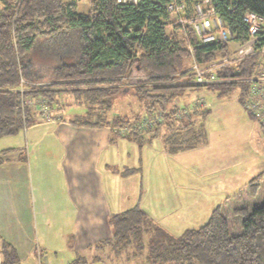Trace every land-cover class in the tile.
Wrapping results in <instances>:
<instances>
[{"label": "trees", "instance_id": "16d2710c", "mask_svg": "<svg viewBox=\"0 0 264 264\" xmlns=\"http://www.w3.org/2000/svg\"><path fill=\"white\" fill-rule=\"evenodd\" d=\"M77 1L21 0L18 4L15 0H0V137L15 135L40 122L38 116L43 121L40 99L46 100L48 107L58 108L57 95L63 86L76 103L86 106L84 114L70 119L73 124L109 125L113 133L140 146L151 142L155 134L148 135L153 129L165 126V147L171 154L205 144V118L211 110L177 117V107L171 106L186 87L203 86L177 84L174 79L188 66V44L200 63L226 54L228 46L221 42L200 44L191 28L187 29L189 41L183 31L171 30L176 23L167 11L168 0H139L138 4L89 0L86 12L78 11ZM198 1L187 0L190 4ZM213 1L237 38L246 37V11L264 16V0ZM50 37L55 39L45 40ZM41 38H45V46H41ZM252 62L250 58L241 63L238 76L251 74ZM218 74L236 76L232 69ZM134 76L139 77L135 80ZM206 87L219 97L240 88L238 99L244 104L245 83L218 82ZM126 89L143 102L147 114L169 110L164 122L142 132H116V127L139 118L131 119L136 116L129 114L107 116L115 98ZM138 169L126 168L122 175ZM263 179L264 170L248 181L254 198ZM233 213L239 220L236 229L219 204L206 222L174 235L136 203L111 213L110 234L91 248L107 251L108 256L126 253L129 260L139 257L143 264H264V199L251 206L235 207ZM2 250V264L18 261L11 243L5 242Z\"/></svg>", "mask_w": 264, "mask_h": 264}, {"label": "rangeland", "instance_id": "374dc122", "mask_svg": "<svg viewBox=\"0 0 264 264\" xmlns=\"http://www.w3.org/2000/svg\"><path fill=\"white\" fill-rule=\"evenodd\" d=\"M89 7V0L77 1L78 11L86 12ZM44 39H40L41 46H45ZM54 39L50 37L45 40L53 41ZM63 45L65 46L66 43ZM189 63L190 59L188 65ZM134 77L136 80L139 76ZM210 91L212 92L205 97V89L186 87L171 103V106L177 107L175 112L177 117L186 113H192L191 116H193L195 111L211 110L205 118L204 129L207 140L205 144L195 149L168 154L163 148L161 138H156L143 146L127 138H118V143L112 150L113 163L122 168L139 169L127 178L116 175L112 179L106 178L105 181L109 183L108 197L112 201L110 205L113 213L123 209L114 205V202L119 201L120 204L125 202L130 206L139 203L160 225L172 234L179 235L186 228L198 227L206 222L213 208L219 204L228 212L230 222L236 229L239 226V220L235 217L233 209L263 201L264 179L256 198L251 196L248 185V181L257 169L264 168V135L260 126L248 115L244 104L239 101V89L223 97H219L213 90ZM199 96L206 100L205 108L195 106ZM57 97L59 107L55 105L53 108L48 107V117L58 118L61 113L59 114L56 110L63 107L68 114L85 113L86 106L76 103L74 96L65 87L61 86V92ZM43 101L46 102V100ZM111 109L112 113L116 110L122 115L136 116L131 119L139 116L138 119H133L129 123L139 122L142 116L147 114L143 102L129 89L123 90L122 94L115 98ZM166 112L158 109L154 114H147V117L158 114L160 120L153 125L157 126L164 122L168 115ZM150 127L152 126L147 128ZM160 129V135L163 131H167L165 126ZM21 134L25 136L24 131ZM15 137L10 135L0 137V144L7 145L10 138ZM43 140L46 144L53 141L49 135H44ZM32 161L34 189L41 190V185L36 180L39 177L43 178L40 167L48 166V164L44 163L42 158H34ZM60 186L62 185L58 184L55 189L60 191ZM62 251H65L66 260L60 257L63 254ZM48 253L56 259V264H67L70 260L68 257L72 256L67 248L49 250ZM97 254L106 256L109 252ZM125 254L119 255L118 258L124 260ZM138 258L137 261L140 262ZM94 263L99 264L98 261L81 264ZM128 264L138 263L131 261ZM140 264L143 263L140 262Z\"/></svg>", "mask_w": 264, "mask_h": 264}, {"label": "crops", "instance_id": "0c3cea01", "mask_svg": "<svg viewBox=\"0 0 264 264\" xmlns=\"http://www.w3.org/2000/svg\"><path fill=\"white\" fill-rule=\"evenodd\" d=\"M111 110L107 111L109 118L122 115ZM56 111L61 113L58 118L42 121L38 116L40 122L10 135L16 137L10 138L7 145L0 144V264L5 242L16 249L18 261L14 264H56L48 252L57 248H67L72 253L67 264H140L126 256L124 260L114 255L97 256L96 249L91 248L111 232L108 216L113 213L112 201L106 178H127L136 173L122 175L129 167L113 163L112 150L118 138H129L116 135L109 125L73 124L70 119L76 114L65 113V107ZM160 131L153 129L148 136L155 134L151 142L161 138L164 150L171 154L164 142L168 129L162 135ZM44 135L53 141L46 144ZM34 158H42L48 164L40 167L43 178L36 180L41 190L34 189ZM260 168L255 175L264 170ZM58 184L62 185L60 191L55 189ZM118 203L113 204L123 208L121 211L133 206ZM62 252L60 257L66 260L65 251Z\"/></svg>", "mask_w": 264, "mask_h": 264}, {"label": "built area", "instance_id": "2783aa9c", "mask_svg": "<svg viewBox=\"0 0 264 264\" xmlns=\"http://www.w3.org/2000/svg\"><path fill=\"white\" fill-rule=\"evenodd\" d=\"M16 1L19 4L21 0ZM117 2L138 4L139 0H117ZM166 8L176 23L171 30L179 33L183 31L187 41H189L187 29L191 28L200 44L221 42L229 48L226 54L209 62L200 63L193 54L192 46L188 44L191 53L190 63L183 73H177L174 82L186 86H203L206 90L205 97L212 92L206 87L209 84L232 81L245 83L247 89L244 106L256 118L264 134V16L246 11L243 15L247 28L246 37L237 38L233 29L225 23L213 0H200L192 4L187 0H168ZM250 58L253 59L251 63L253 72L247 76H238L241 72V63ZM228 69H232L236 76H219L220 71ZM238 89L240 93L241 89ZM200 96L195 106L205 108L206 100ZM39 104L43 118L50 120L48 105L42 99ZM142 117L139 122L116 127L115 131L121 135L142 132L147 127L156 125L160 120L158 114L153 117L147 115Z\"/></svg>", "mask_w": 264, "mask_h": 264}]
</instances>
